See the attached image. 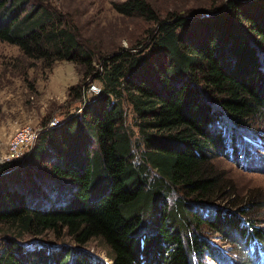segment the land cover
<instances>
[{"label":"trees","instance_id":"1","mask_svg":"<svg viewBox=\"0 0 264 264\" xmlns=\"http://www.w3.org/2000/svg\"><path fill=\"white\" fill-rule=\"evenodd\" d=\"M113 5L155 27L141 46L105 55L84 43L54 0H0V41L19 48L17 67L68 60L85 68L89 83L101 82V92L79 100L74 117L45 131L34 149L48 182L32 160L0 163V226L13 233L0 264H98L82 251L68 263L69 252L21 242L49 231L82 244L102 237L113 264L226 259L205 231L264 248L252 217L259 194L240 200L214 163L251 157L247 140L257 149L261 139L252 120L264 116V0H226L207 17L162 16L147 0ZM196 26L206 33L197 41ZM74 89L84 98L83 84ZM29 194L50 202L36 206Z\"/></svg>","mask_w":264,"mask_h":264},{"label":"rangeland","instance_id":"2","mask_svg":"<svg viewBox=\"0 0 264 264\" xmlns=\"http://www.w3.org/2000/svg\"><path fill=\"white\" fill-rule=\"evenodd\" d=\"M122 0H54L56 7L65 12L72 24L77 26L84 35V43L89 47L100 50L101 53H110L120 48H130L143 40L149 29L155 25L151 22L135 17H127L119 13L113 3ZM162 16L170 12L192 13L196 16H209L211 7L226 0H147ZM196 41L206 35L199 26L194 28ZM191 36V35H190ZM192 37V40L194 38ZM99 52V51H97ZM21 55L17 46L0 41V163L9 161H22L36 166L48 182L47 171L42 168L45 160L31 157L34 149L42 142L41 137L45 131L58 128L65 119L74 117L81 106L80 101L90 99L101 92V82L85 77V68L72 61L56 62L50 69L35 65L24 68L25 64L18 62ZM84 79V80H83ZM88 82V83H87ZM84 85L86 97L75 99L77 85ZM96 85L99 91L91 89ZM80 100V101H79ZM132 121L131 114H129ZM254 132L260 136L255 149L253 141L247 140L246 146L251 153L246 157L240 155L241 161L231 160L228 156H216L214 163L224 172L226 179L234 183L240 200L251 192H257L261 203L253 212L255 224L264 230V116L252 120ZM32 125L36 128L37 137L21 149L18 156L13 155L12 141L17 131ZM219 126V127H217ZM223 132L224 126L216 125ZM228 129L226 130V134ZM137 134V131H136ZM41 135V136H40ZM226 136V135H225ZM262 140V141H261ZM46 142V140H45ZM253 150V151H252ZM18 157V158H17ZM43 162V163H42ZM25 175V172L22 171ZM30 182L29 179L26 180ZM27 184V183H26ZM30 186L31 183H28ZM28 199L36 206H48L50 200L34 199L29 194ZM226 202L221 201L222 206ZM22 239L23 244L30 248L46 247L57 251L69 252L68 263L72 262L80 251L89 254L94 262L100 264H113L114 253L102 237H92L87 243H78L75 238L64 231L60 236L49 231L40 236H27ZM208 242L220 249L225 255L224 260L215 261L210 257L204 259V264H264V248L255 242L257 253H253L254 245L250 247L238 246L234 242H226L217 234L205 231ZM13 233L6 227L0 226V246L6 237ZM23 236V237H24Z\"/></svg>","mask_w":264,"mask_h":264},{"label":"built area","instance_id":"3","mask_svg":"<svg viewBox=\"0 0 264 264\" xmlns=\"http://www.w3.org/2000/svg\"><path fill=\"white\" fill-rule=\"evenodd\" d=\"M91 89L96 92L99 91V88L96 85L91 86ZM37 133L36 128L32 125L25 126L21 130L17 131L11 144L13 152V155L11 156H18L21 153V149L37 137L39 134Z\"/></svg>","mask_w":264,"mask_h":264}]
</instances>
